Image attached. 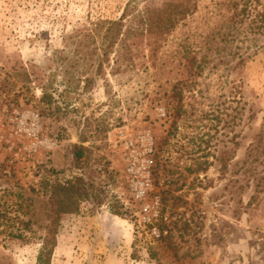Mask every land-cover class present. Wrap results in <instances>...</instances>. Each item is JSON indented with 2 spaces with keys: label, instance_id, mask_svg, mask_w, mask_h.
<instances>
[{
  "label": "rangeland",
  "instance_id": "1",
  "mask_svg": "<svg viewBox=\"0 0 264 264\" xmlns=\"http://www.w3.org/2000/svg\"><path fill=\"white\" fill-rule=\"evenodd\" d=\"M162 1L0 0V264H36L49 229L50 264H264V44L249 46L264 0H197L114 74L115 52L60 66L64 32ZM19 65L29 78L6 75ZM141 135L136 197L125 142ZM75 176L83 193L53 225L50 184Z\"/></svg>",
  "mask_w": 264,
  "mask_h": 264
},
{
  "label": "trees",
  "instance_id": "2",
  "mask_svg": "<svg viewBox=\"0 0 264 264\" xmlns=\"http://www.w3.org/2000/svg\"><path fill=\"white\" fill-rule=\"evenodd\" d=\"M196 2L197 0H163L158 5L142 7L129 6L126 3L120 14L115 17L98 14L99 16L89 18L88 27L76 28L71 32L63 33L61 49L63 53L57 57L62 59L60 66L64 70L78 67L87 69L91 63L89 61L91 55L99 50V54L105 59L109 52H115L111 73L114 74L124 62H126L124 66L130 68L133 63V55L136 53L141 39L145 36H161L168 33L180 20L193 12ZM233 5L236 7L237 2H233ZM245 6L246 4L239 9V12L246 11ZM255 6V3L254 6L249 5V16H251L249 46L254 47V50L262 48L264 44V41L262 44H256L260 41L259 36L264 38V7L258 9ZM96 65L101 66V62L98 61ZM6 75H11L13 78L23 75L26 79L29 78L27 69L22 65L14 66ZM46 87V84L40 86L41 98L49 102L51 96L47 93ZM86 152L89 151L85 146L74 145L72 153L75 160L86 161ZM50 185L49 197L55 207V218L52 222L55 225L57 213L71 209L76 203V197L83 193L84 188L82 178L79 176H75L73 180H68L63 184L54 182ZM54 245L55 232L54 229H49L38 252L36 264H50Z\"/></svg>",
  "mask_w": 264,
  "mask_h": 264
},
{
  "label": "built area",
  "instance_id": "3",
  "mask_svg": "<svg viewBox=\"0 0 264 264\" xmlns=\"http://www.w3.org/2000/svg\"><path fill=\"white\" fill-rule=\"evenodd\" d=\"M125 144L126 171L129 176L134 195L136 197H140L143 193V177L147 174L152 160V139L150 136L141 135L133 138L132 140L126 141Z\"/></svg>",
  "mask_w": 264,
  "mask_h": 264
}]
</instances>
